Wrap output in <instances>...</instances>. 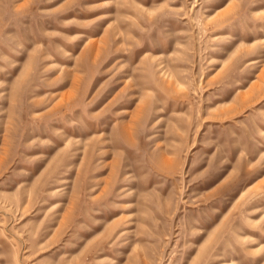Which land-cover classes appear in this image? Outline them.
I'll return each mask as SVG.
<instances>
[{
	"label": "rangeland",
	"instance_id": "obj_1",
	"mask_svg": "<svg viewBox=\"0 0 264 264\" xmlns=\"http://www.w3.org/2000/svg\"><path fill=\"white\" fill-rule=\"evenodd\" d=\"M0 264H264V0H0Z\"/></svg>",
	"mask_w": 264,
	"mask_h": 264
}]
</instances>
